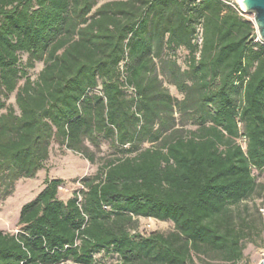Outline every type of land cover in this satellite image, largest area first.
<instances>
[{"label":"trees","instance_id":"trees-1","mask_svg":"<svg viewBox=\"0 0 264 264\" xmlns=\"http://www.w3.org/2000/svg\"><path fill=\"white\" fill-rule=\"evenodd\" d=\"M256 35L220 0H0V199L52 144L96 165L66 200L44 179L0 230V264H240L264 234L238 208L264 168ZM140 217L173 229L143 234Z\"/></svg>","mask_w":264,"mask_h":264},{"label":"rangeland","instance_id":"rangeland-1","mask_svg":"<svg viewBox=\"0 0 264 264\" xmlns=\"http://www.w3.org/2000/svg\"><path fill=\"white\" fill-rule=\"evenodd\" d=\"M105 0H98L101 3ZM246 18L253 20V16L247 13ZM186 56L185 51L179 50L176 57L180 65L184 62ZM26 54L21 55V62L25 63ZM42 68V63L37 62L32 69H27L28 76L33 80L36 78L38 72ZM23 79L19 81V85L23 83ZM163 85L167 87L170 93L182 98L174 86L170 85L163 78ZM15 93H12L7 99V105H12L16 109L14 101ZM5 109L0 110L4 112ZM144 146H147L145 144ZM104 153L110 152L108 145L104 142L102 144ZM96 171V165L89 163L82 156L70 150L59 147L57 144H52L50 148V155L45 162L44 168L38 171L35 177L20 179L15 182L13 192L4 199H0V230L14 231L17 228V221L21 207L35 198L44 186V179L46 177L51 179H62L63 183L58 187V196L66 200L75 190L82 188L81 179L85 176H91ZM252 174L255 177L257 184L256 191L246 200L240 202L238 208L240 210L245 207L251 216H257L255 209L264 198V168L262 170L252 169ZM173 229V224L170 221H159L149 218H138V231L147 234L151 231L169 232ZM264 252V234H261L260 239L256 244L247 243L243 250V260L240 264H258L262 259ZM114 259H108L107 262L111 264ZM218 264V263H213Z\"/></svg>","mask_w":264,"mask_h":264},{"label":"water","instance_id":"water-1","mask_svg":"<svg viewBox=\"0 0 264 264\" xmlns=\"http://www.w3.org/2000/svg\"><path fill=\"white\" fill-rule=\"evenodd\" d=\"M240 4L246 13L252 14L256 33L264 42V0H240ZM258 264H264V252Z\"/></svg>","mask_w":264,"mask_h":264},{"label":"built area","instance_id":"built-area-1","mask_svg":"<svg viewBox=\"0 0 264 264\" xmlns=\"http://www.w3.org/2000/svg\"><path fill=\"white\" fill-rule=\"evenodd\" d=\"M221 2L227 4V5H230L231 7H233L237 13L240 15V16H244L246 17L247 13L243 10L241 4H240V0H220ZM257 34V33H256ZM254 41L255 42H262L264 43L259 37L258 35H256V37L254 38ZM193 42L197 45L198 47V50L196 52V55L198 56L199 55V50L201 48V43H202V30L200 27L197 28L196 30V33H195V36H194V39H193ZM128 92L132 93L133 92V89L132 88H128ZM245 138H241L238 140V142L244 146L245 145ZM258 213L260 215V218H261V223H262V227H263V232H264V199L261 201V203L258 205Z\"/></svg>","mask_w":264,"mask_h":264}]
</instances>
